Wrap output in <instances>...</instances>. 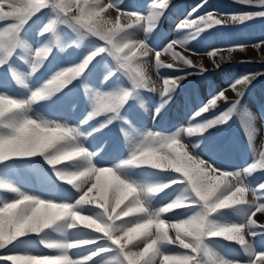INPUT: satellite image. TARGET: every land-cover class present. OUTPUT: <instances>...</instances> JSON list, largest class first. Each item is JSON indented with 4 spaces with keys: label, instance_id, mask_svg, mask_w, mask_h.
<instances>
[{
    "label": "rangeland",
    "instance_id": "rangeland-1",
    "mask_svg": "<svg viewBox=\"0 0 264 264\" xmlns=\"http://www.w3.org/2000/svg\"><path fill=\"white\" fill-rule=\"evenodd\" d=\"M71 5L68 11L80 15V8L85 9L84 23L92 24L98 21L115 20L119 18L124 23L128 15L136 14L147 17L153 5L166 3L163 15L156 22L152 30H147V21H133V27L126 30L129 36L148 37V43L155 51L161 52V59L165 63H173V66L162 65L158 72L165 78L184 77L179 87L170 93L171 100L164 106L159 114L156 108L167 97H161L160 93L141 88L138 95L129 98L122 108L116 112L104 111L89 118V114L96 107L97 94H106L117 89L119 86L131 88L132 84L125 71L120 69L114 57L108 52H102L87 65L84 71L76 76L62 90L56 92L50 98H45L30 103L23 109L9 114L10 117L22 119L24 116H39L48 121H58L69 127L75 128L76 140L72 143L83 144L91 154V160L96 167L111 168L121 165L131 154L133 146L148 133L158 132L170 136L178 132L182 126L189 124L205 123L216 120L218 117L229 112L236 98L244 101L243 105L236 104L235 109L226 121L212 124L207 131L195 134L189 139L199 141V154L211 161L222 171L236 172L256 163L259 158V145L264 141V59L259 51V45L264 42V17L253 18L243 24H218L205 27L199 35H195V28H181V22L185 20H198L200 16L212 13L216 19L240 14L246 11H259V5L244 3L243 0H79L78 5L73 0H65ZM103 4L105 11L99 17L95 15L88 18L89 13H95L98 9H92L91 4ZM109 5H113L109 7ZM7 10V9H6ZM55 11L49 7L35 15L28 23L21 37L27 46H20L4 64H0V94L18 100H27L32 92L44 85L57 72L80 65L86 57L97 48L104 45V41L94 35H88L80 39L79 34L70 26L60 24L55 33L41 35L40 32L49 19L55 17ZM12 18L0 21V33ZM3 38V37H0ZM177 42L184 46H175V51L191 59L193 65H182L175 61L172 54L164 53L163 49L168 44ZM46 43H52L53 49L46 59L40 62L35 52ZM236 50H242L247 57H237ZM224 57L225 64L219 66L215 56ZM154 58V52L151 54ZM154 62V60H153ZM39 63L38 69L33 72L34 64ZM195 67H202L205 71ZM260 73V78L253 79L251 84L238 85V89L244 92L238 97L232 91L231 86L243 76H252ZM19 77V80L17 79ZM153 72V79H156ZM23 81V83L20 82ZM162 81H158V84ZM224 91L228 100L223 97L217 103L206 108L209 102ZM134 107L131 106V105ZM142 104H146L142 107ZM136 109V112H135ZM168 110L169 114L164 111ZM115 116L109 122L110 118ZM101 125H105L101 127ZM239 131L240 137L236 131ZM11 129L5 124H0V134L10 133ZM84 133L85 135H80ZM244 142H242V140ZM12 159V160H11ZM76 162L77 160H80ZM80 163H85L83 158L77 157L71 161L64 160L55 166L49 165L41 153L33 156H10L7 160L0 161V181L12 184L29 196L52 200L57 204H72L79 199L81 191L75 185L69 184L67 180H60L55 175V169H66L75 171ZM122 174L131 180L142 184L155 183L159 180L174 179L179 176L174 171H161L147 166H126L121 169ZM219 175V173H217ZM123 178V177H122ZM251 188L257 189L255 197L250 191L245 192V201L230 205L213 213V219L224 223L246 224L252 210L256 207L252 202H264V192L259 190V185L264 183V168H257L248 177ZM102 187H107V197L110 206H114L115 191L114 180L111 173L101 175ZM90 187V185H88ZM184 184H176L160 193L153 201L152 207L159 208L170 202L183 189ZM231 183L221 186L222 192H227ZM86 190V189H85ZM19 193L10 189H0V206L7 200L20 198ZM97 190L89 194L97 196ZM261 198L257 200V198ZM130 199V197H129ZM128 201L123 200L120 207ZM95 206V207H94ZM37 216L43 215V206H37ZM84 209L82 216H93L99 211L96 205H81ZM198 208V207H197ZM197 208L177 209L172 212L163 213L161 219L175 221L185 218ZM77 209L74 207L73 211ZM58 209H49L55 214ZM119 212V209H117ZM95 218V217H94ZM132 217H121L116 223L130 220ZM256 221L252 231L253 236L247 234L246 239L251 243L240 244L238 241L226 240L223 237H210L209 243L216 252L231 264H259L261 254L264 253V212H256L251 217ZM90 221H77V227H68V218L58 221L40 234H27L13 242L15 252L18 254L31 255H61L57 249H50L42 242V238L50 240L75 242L77 240H90L89 243L69 249V256L83 259L91 251L101 247H112V242L107 238H100L106 233H97L96 230L84 227ZM102 223V222H101ZM62 229V231H57ZM155 231V228L151 229ZM173 230L169 234L172 235ZM144 237L140 236L128 242L126 250L138 251ZM168 255L175 258L182 252H191L182 246L167 244L163 249ZM9 254L0 249V257ZM116 255L115 251H105L96 256L90 264H104ZM0 264H15L13 261L0 259Z\"/></svg>",
    "mask_w": 264,
    "mask_h": 264
},
{
    "label": "clouds",
    "instance_id": "clouds-1",
    "mask_svg": "<svg viewBox=\"0 0 264 264\" xmlns=\"http://www.w3.org/2000/svg\"><path fill=\"white\" fill-rule=\"evenodd\" d=\"M22 0H12V7L6 13L4 8L7 5H0V14L7 15L9 13L15 14V6L20 4ZM32 3H37L38 0H30ZM244 3L251 5L261 6L259 11H246L240 14L222 17L216 19L211 14L202 17L206 22V27H211L212 24H243L253 18L264 17V0H243ZM113 5H109L112 7ZM162 5H157L160 8ZM98 11L93 13L99 17L105 11L103 4H98ZM70 9V8H69ZM69 17L76 16L75 13L69 11ZM66 17H53L42 28V31L47 29L48 24L56 21V26L63 24ZM141 19L146 20L150 25L151 30L156 26L147 17H139L136 14L128 15L123 24L119 22L117 17L113 20L98 21L92 24H86L81 27L70 26L75 30L80 39L86 38L88 35L98 36L105 43L92 53H90L85 61L90 62L95 56L101 52L108 51L116 60L120 69L125 71V74L131 81L132 87L125 88L119 86L110 93L97 94L96 107L93 112L89 114V118L98 115L104 111L116 112L122 108L127 100L134 95H138V90L141 88L148 89L153 92L160 93L161 97H167L157 108L156 113L159 114L164 106L171 100L170 93H173L184 77L165 78L159 75V68L162 65L173 66V63H165L161 59V54L157 53L148 43V37H135L129 36L126 30L131 28L133 21L137 22ZM23 22H26L23 21ZM98 25V27H97ZM16 26L22 30L21 18H16ZM87 29V30H85ZM15 30V29H14ZM202 31V30H201ZM19 37V31H17ZM23 46H27L26 41L22 39ZM41 49H44L46 55L42 59H46L51 54L53 49L52 43H46ZM154 52V58L151 55ZM171 53L175 61L182 65H193L191 59L183 56L181 53L176 52L171 44L165 49V53ZM217 53L213 52V56ZM224 57L221 56V60ZM154 60V62H153ZM83 61L80 65L73 68L61 70L54 74L43 86L32 92L29 97L31 103L39 100L50 98L56 92L62 90L76 77V71L80 74L87 67V63ZM40 66V64H39ZM38 69V68H37ZM36 69V70H37ZM206 70V69H205ZM153 72L156 73V79H153ZM245 75L242 79H238L232 85V91L236 92L238 97H242L244 92L238 89V85H249L255 78H247ZM158 81L162 83L158 84ZM33 97L36 99L33 100ZM228 100V97L223 92L218 97L211 100L215 104L220 98ZM236 100V104L239 103ZM29 105L28 101L17 102L0 95V116H3L6 111H11L14 108H24ZM147 110L146 104H142ZM233 107V105H232ZM207 108L201 111H207ZM28 122L32 126V138L25 150L31 151L40 142L42 135H47L51 141L48 148L41 154L44 156L45 161L52 166L60 163L61 161H71L74 158H83L85 163H80L74 167L75 171H67L66 169H55L54 172L60 180H67L69 184L75 185L80 190L85 185L91 182L90 187L80 200H85L92 203H100L105 209L107 214V222H102L96 216H82L81 212L73 211L74 205L72 204H57L52 200H45L36 198L34 204L36 206H43V215L40 217H27L20 221L18 225H13L5 230L0 227V248L6 247L12 241L17 240L19 237L25 236L29 233L40 234L44 232L45 222L53 216L59 217L60 221L65 217L79 215L80 222L90 221L84 227L100 231L106 230L115 237L131 242L133 239L140 236H151V240L144 247V252H154L161 243H179L185 247H193L194 251L200 253L201 259L199 264H231L221 257L213 246L209 243L210 237H223L226 240L238 241L240 244L251 243V239H246V233L243 224L224 223L213 219V213L216 209L223 206H228L233 202H239L245 192L250 191L255 197V191H251V185L248 183V177L257 168H264V141L259 145V158L256 163H252L244 169L237 170L236 172L222 171L216 167L211 161L205 160L198 152L200 142L192 141L189 137L203 133L212 125L211 121L205 123L189 124L182 126L177 133L165 136L158 132L148 131L142 139H140L131 151L129 158L121 163V165L113 166L111 168L96 167L92 162L90 153L87 147L83 144L72 143L76 140L75 128L69 127L58 121H48L39 116L33 118L28 116ZM116 117L110 118L109 122ZM13 119H18L13 117ZM226 120H223L224 122ZM105 125H101L103 127ZM47 131H44V130ZM80 135H85L80 133ZM33 156V155H32ZM24 157V156H19ZM55 161V163H53ZM81 161L77 160L76 162ZM126 166L141 167L147 166L161 171H174L179 176L169 180H159L155 183L142 184L137 181L126 178L121 169ZM104 173H111L114 180L115 199L114 206L109 205L107 194L101 185V175ZM219 173V175H217ZM123 177V178H122ZM195 178V179H193ZM197 183L201 185L216 184L220 187L226 183H231L233 187L232 192L224 198L223 201L206 200L197 188ZM176 184H184L183 189L172 199L170 202L164 204L162 207L153 208L152 201L166 189L171 188ZM259 187L264 188V183ZM97 190V196L91 197L89 194ZM130 197V199H129ZM193 197L202 202L201 207H198L191 214L185 218L175 221H167L161 219L163 213L172 212L177 209L186 208L189 203L193 201ZM127 199V203L121 208L120 205L123 200ZM79 203V201H77ZM49 209H58L55 214L50 213ZM110 209V211H109ZM119 209V212H117ZM95 217V218H94ZM121 217H132L130 220L116 223ZM102 222V223H101ZM77 223V221H76ZM51 227V225H48ZM68 227H73L69 224ZM155 228V231L151 229ZM173 230L172 235L169 234ZM62 231V229H57ZM247 234L253 236L252 228H247ZM43 243H67L68 241L50 240L47 237L42 238ZM80 243H89L90 240H79ZM139 247V245H137ZM166 264H179L178 260L173 257H165ZM15 264H25L23 258H18ZM104 264H120L118 256H113Z\"/></svg>",
    "mask_w": 264,
    "mask_h": 264
},
{
    "label": "snow or ice",
    "instance_id": "snow-or-ice-1",
    "mask_svg": "<svg viewBox=\"0 0 264 264\" xmlns=\"http://www.w3.org/2000/svg\"><path fill=\"white\" fill-rule=\"evenodd\" d=\"M73 3H76L78 5L79 0H73ZM0 5H7V7L4 8V11L6 13L9 12V8L12 7V0H0ZM98 4L94 3L91 4L89 7L92 9H98L96 7ZM159 5H162L160 8H157V5L152 6V10L149 12L147 18L149 21L152 23H156L158 19L163 15L164 13V8L166 7V3H161ZM51 7L56 15L55 17H66L64 20V25H72L73 27H81L83 25H86L84 23L85 19V9L83 7L80 8V15L76 16H71L69 17V8L71 5L66 4L65 0H38L37 3H32L30 0H22L20 4H17L15 6V14H7V15H2L0 14V21H4L6 18H12L14 21L13 23H9L7 28L3 29V32L0 33V64H4L8 61V59L13 55V53L16 51V49L20 46H23L22 40L20 39L21 33L24 31L26 26L28 25L29 21L38 13L42 12L45 8ZM7 9V10H6ZM209 14V13H208ZM211 16H213L212 13H210ZM93 14L89 13L88 18L91 19V16ZM138 16V15H137ZM20 17L21 18V26L22 30L20 28H17L16 26V18ZM140 17V16H139ZM204 16H200L198 20H185L181 22L180 27L185 28L189 27L195 28V35H199L200 31L203 30L206 26L205 20L202 19ZM26 22H23L25 21ZM143 20V19H141ZM140 20V21H141ZM140 21H138V24H141ZM217 25V24H212ZM98 27V25H97ZM133 27V25L131 26ZM15 29V30H14ZM57 29L56 26V21H53L52 23L48 24L47 29L43 32H40L41 35L47 34V33H55ZM87 30V29H85ZM147 30H151L150 25L147 23ZM17 31H19V37L17 36ZM98 37V36H97ZM171 47L175 49L176 45H180L181 47L184 46L183 43H177L173 42L170 43ZM168 44L165 49L168 48L170 45ZM98 49V48H97ZM165 49H163V52L165 53ZM157 53H160V51H156ZM102 53V52H101ZM213 52L211 53V55ZM36 57L40 58V62L43 61L42 57L46 55V52L44 49H39L35 52ZM93 59H91L92 61ZM85 61V60H84ZM90 61V62H91ZM86 62V61H85ZM90 62H86L87 65ZM39 67V63L34 64L32 71L35 72L36 69ZM173 67H175L173 65ZM203 69V68H201ZM76 76L80 75L79 71H76L75 73ZM249 79L255 78L254 76L252 77H247ZM19 80V77H17ZM21 83H23L22 80H20ZM232 87V86H231ZM225 95V92L222 91ZM2 96H5L6 98H9L11 100L17 101V102H23V101H28L30 104L32 101L27 100H18L16 98H12L7 96L6 94H0ZM226 96V95H225ZM36 98L33 97V100ZM215 103L213 101L209 102L208 108L214 106ZM236 107V101L233 103V107L229 109L228 113L223 114L222 116L218 117L216 120H212L211 123H219L222 122L223 120H226L228 116L231 114V112L235 109ZM19 109L23 108H14L11 111H6L3 116H0V124H5L7 127L11 129L10 133L7 134H0V161L7 160L10 156H32L36 155L38 152L42 153L45 151L46 148L49 147L50 145V140L48 139L47 135H42L40 138L39 144H37L34 148H32L31 151L25 150L28 146V144L31 142L32 138V126L28 122V116H24L22 119H13L12 117L9 116V114L16 112ZM44 131H47L46 129ZM75 131V130H74ZM55 163V161H53ZM119 167V166H117ZM195 179V178H193ZM88 185H91V182H89ZM88 185H85L80 189L81 191V196H84V194L87 192V188L89 187ZM233 187L231 185V188L227 192H222L221 187L216 184H210V185H201L197 183V188L202 194V196L206 200H212V201H223L225 197H227L233 190ZM10 189L14 193H19V190L14 187L12 184L5 182V181H0V189ZM86 189V190H85ZM105 194H107V187H103ZM251 191H257L255 188H251ZM259 190L264 192V188L259 187ZM18 197L20 198H15L12 199L11 202H8L5 200L0 206V227H3L5 230H7L9 227H12L13 225H18L20 221L24 220L26 217L28 219H31L33 217H37V213L39 212V208L34 204V200L36 199L35 197L29 196L25 193H19ZM80 197L77 201L75 202L74 207L77 209L75 212H83L84 209L80 207L81 205H96L98 204L99 211L95 214H92L96 216L98 219H101L102 222H107V214L105 213L104 207L101 206L100 203H92L87 200H80ZM261 198H257V200H260ZM244 197L239 201H245ZM192 203H189V208H197L201 207L202 202L193 197ZM238 202H233L230 205L236 204ZM253 204L256 205V207L252 210V213L250 215V218L248 222L244 225V229H247L249 227L253 228V226L256 225V221L253 220L251 217L255 216L256 212H264V202H252ZM228 206H223L219 207L218 209L215 210L214 213H217L218 210L224 209ZM95 207V206H94ZM110 211V209H109ZM68 218L70 223L72 224L73 227H77L78 224L76 221L80 220L79 215H74V216H68L65 217ZM58 221H60L59 217L53 216L50 217L46 222H45V229H48V225H54ZM264 227V225H261ZM97 233H106L105 229H101L100 231H96ZM254 233V232H253ZM256 233H254L255 235ZM100 238H107L112 242V247H101L98 249H95L91 251L87 256L83 257V259H72L68 252L69 249L74 248V247H79L82 245H86L89 243H94V241H91L89 243H80L79 240L75 242H67V243H48L46 242V247L50 249H57L61 252V255H56V256H48V255H31V254H24L20 255L18 253L20 252H15L13 250V247H8L9 245H13V242L17 241L14 240L10 244H8L6 247L0 248L5 250L8 253H16V254H9L6 256L0 257V259L7 260V261H13L15 262L18 258H23L25 261V264H90V262L98 255L105 251H115L116 256H118V259L120 261V264H166L165 257H171L170 255L166 254L169 252H165L162 249L167 245V244H172V245H180L178 242L177 243H161L157 249L154 252H149L145 253L144 252V247L145 245L148 244V242L151 240V236L144 237L142 241V247H138V251H131V250H126V245L122 243V239H119L115 237L113 234L110 232L108 234L103 235ZM183 249H190L191 252H182L178 254L175 258L178 260L179 264H199L201 256L198 251H194L193 247H185L182 246ZM225 261H228L227 259L224 258ZM259 264H264V253L261 254V260Z\"/></svg>",
    "mask_w": 264,
    "mask_h": 264
},
{
    "label": "trees",
    "instance_id": "trees-1",
    "mask_svg": "<svg viewBox=\"0 0 264 264\" xmlns=\"http://www.w3.org/2000/svg\"><path fill=\"white\" fill-rule=\"evenodd\" d=\"M259 51L261 53L262 58L264 59V42H261L260 43V45H259ZM235 54H236V56L238 58L239 57H247V55L242 50H236V53ZM215 59H216V62H217V64L219 66H222V65L225 64V61L224 60H221V58L218 57L217 55H215ZM193 68H197L198 70H200V72L201 71H205V69H201L202 67H195V66H193ZM252 76H254L255 79H256V78H260L262 76V74H257V75H252ZM252 76H250V77H252ZM239 100H240V98H239ZM243 104H244V101H241L240 100L239 103L237 104V106L238 105H243ZM166 112H168V109L164 111V113H166Z\"/></svg>",
    "mask_w": 264,
    "mask_h": 264
}]
</instances>
